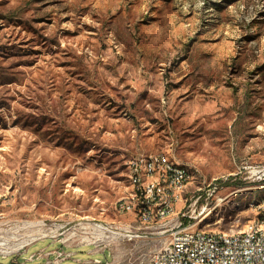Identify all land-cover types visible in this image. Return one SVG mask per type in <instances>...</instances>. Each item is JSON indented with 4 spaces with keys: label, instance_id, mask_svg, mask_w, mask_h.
Returning a JSON list of instances; mask_svg holds the SVG:
<instances>
[{
    "label": "rangeland",
    "instance_id": "rangeland-1",
    "mask_svg": "<svg viewBox=\"0 0 264 264\" xmlns=\"http://www.w3.org/2000/svg\"><path fill=\"white\" fill-rule=\"evenodd\" d=\"M150 154L196 168L186 207L221 180L223 202L189 209L201 227L232 233L258 216L264 0H0V237L112 226L62 264H148L169 234L115 204L129 163ZM51 240L18 263L45 264L28 259L61 248Z\"/></svg>",
    "mask_w": 264,
    "mask_h": 264
},
{
    "label": "built area",
    "instance_id": "built-area-1",
    "mask_svg": "<svg viewBox=\"0 0 264 264\" xmlns=\"http://www.w3.org/2000/svg\"><path fill=\"white\" fill-rule=\"evenodd\" d=\"M196 173L193 166L172 161L165 154L142 155L129 163L127 177L130 191L116 202V211L132 215L149 229H163L161 234L170 236V242L155 250L148 264H264V198L254 207L258 216L245 224L242 230L232 233L209 230L200 226L205 218L197 222L189 209H193L194 214L198 211V216L202 217L213 201L216 200L217 206L223 202L224 198L217 196L221 180L214 179L205 187H199L186 207L188 200L185 195L188 187L195 182ZM38 225L27 224L19 228L38 232L41 230ZM98 225L101 224L84 228L80 233L71 232L66 240L57 239L59 236L54 235L31 237L25 241L24 235L17 230L9 239L0 237V257H11V263L19 264L17 258L29 247L53 239L51 241L61 248L51 251L42 249L32 254L28 261L46 259L45 264H62L76 255L73 249L95 244L90 237L102 238ZM105 227L111 231L118 229ZM2 230L0 226V233ZM76 235L78 238L68 243ZM94 248L91 254H104L106 250L97 245ZM93 263L111 264L108 260L103 263L99 259Z\"/></svg>",
    "mask_w": 264,
    "mask_h": 264
},
{
    "label": "bare ground",
    "instance_id": "bare-ground-1",
    "mask_svg": "<svg viewBox=\"0 0 264 264\" xmlns=\"http://www.w3.org/2000/svg\"><path fill=\"white\" fill-rule=\"evenodd\" d=\"M98 228H99V231L101 232V230L102 231H106V232H109V233H114L115 231H109V229L108 228H106L105 226H103V225H98L97 226ZM116 233H118V232H116ZM115 234V233H114ZM121 234V233H120ZM118 235V234H117ZM108 236V235H107ZM107 239H109V237H107Z\"/></svg>",
    "mask_w": 264,
    "mask_h": 264
},
{
    "label": "crops",
    "instance_id": "crops-1",
    "mask_svg": "<svg viewBox=\"0 0 264 264\" xmlns=\"http://www.w3.org/2000/svg\"><path fill=\"white\" fill-rule=\"evenodd\" d=\"M241 87H243L244 89L247 90L249 87H252V86L250 85V81H249L248 84H242ZM181 164H188V165H190L189 163H181Z\"/></svg>",
    "mask_w": 264,
    "mask_h": 264
},
{
    "label": "water",
    "instance_id": "water-1",
    "mask_svg": "<svg viewBox=\"0 0 264 264\" xmlns=\"http://www.w3.org/2000/svg\"><path fill=\"white\" fill-rule=\"evenodd\" d=\"M11 264H15V263H11Z\"/></svg>",
    "mask_w": 264,
    "mask_h": 264
}]
</instances>
